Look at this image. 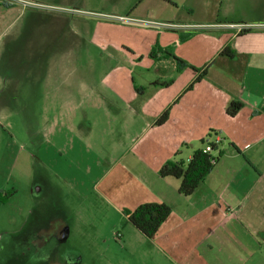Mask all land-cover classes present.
<instances>
[{"label":"rangeland","instance_id":"rangeland-1","mask_svg":"<svg viewBox=\"0 0 264 264\" xmlns=\"http://www.w3.org/2000/svg\"><path fill=\"white\" fill-rule=\"evenodd\" d=\"M0 3V264H196L200 250H158L124 215L141 205L132 194L147 186L129 171L143 170L137 150L159 117L142 107L186 69L170 40L264 22V0ZM111 83L145 101L121 104ZM248 247L212 257L264 264V241Z\"/></svg>","mask_w":264,"mask_h":264},{"label":"crops","instance_id":"crops-1","mask_svg":"<svg viewBox=\"0 0 264 264\" xmlns=\"http://www.w3.org/2000/svg\"><path fill=\"white\" fill-rule=\"evenodd\" d=\"M226 11L229 15L228 7ZM198 25L207 28H200L205 35L197 41L170 40L177 44L174 54L188 66L178 64L186 69L178 73L176 66L171 83L154 90L152 97L145 101L144 93L135 87L111 84L123 105L144 100L145 116L156 119L171 105L165 123L150 125V145L137 150L136 160L143 162V170L129 171L130 177L147 186L143 193L132 194L134 204L163 203L171 208L152 238L154 247L200 250L189 255L196 264H232L229 252L218 258L212 257L213 250L249 249L248 245L256 247L264 241V22ZM225 46L234 52L232 59L220 55ZM201 74L193 88L185 91ZM232 101L242 106L229 116ZM205 139L217 144L213 155L220 151V157L195 192L183 196L178 192L179 180L161 178L158 170L168 160L186 163Z\"/></svg>","mask_w":264,"mask_h":264},{"label":"trees","instance_id":"trees-1","mask_svg":"<svg viewBox=\"0 0 264 264\" xmlns=\"http://www.w3.org/2000/svg\"><path fill=\"white\" fill-rule=\"evenodd\" d=\"M1 5V3H0ZM6 8L9 5L3 4ZM243 33L249 32V30L242 31ZM182 40V39H181ZM180 40V41H181ZM221 56L232 59L234 52L229 46H225L220 52ZM174 60L182 66H188L181 59L174 57ZM201 75L197 76L193 82H191L185 91H189L193 88L195 83L201 79ZM168 83H161L160 86H167ZM239 102L232 101L228 108L227 114L234 116L241 108ZM169 117V109H166L155 121L156 126H160L167 121ZM200 144L202 148L196 149L192 152L189 160L184 163L181 160H168L161 165L158 170V175L161 178H174L179 180L178 192L183 196L192 195L200 183L203 181L206 175L212 170L214 163L217 162L221 152L218 151V155H213L217 150V144L208 140H201ZM209 146L210 151H205V147ZM171 208L163 203H145L136 207L133 211H125L124 215L127 221L137 229L146 238L152 239L159 227L170 216Z\"/></svg>","mask_w":264,"mask_h":264},{"label":"built area","instance_id":"built-area-1","mask_svg":"<svg viewBox=\"0 0 264 264\" xmlns=\"http://www.w3.org/2000/svg\"><path fill=\"white\" fill-rule=\"evenodd\" d=\"M118 20H122V18H118ZM210 150H211V149H210V147H209V146H206V147H205V151H207V152H208V151H210Z\"/></svg>","mask_w":264,"mask_h":264}]
</instances>
